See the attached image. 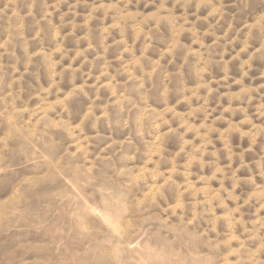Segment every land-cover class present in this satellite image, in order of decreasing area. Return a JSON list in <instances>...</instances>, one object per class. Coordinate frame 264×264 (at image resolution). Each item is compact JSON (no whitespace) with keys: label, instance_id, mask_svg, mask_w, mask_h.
Wrapping results in <instances>:
<instances>
[{"label":"rangeland","instance_id":"rangeland-1","mask_svg":"<svg viewBox=\"0 0 264 264\" xmlns=\"http://www.w3.org/2000/svg\"><path fill=\"white\" fill-rule=\"evenodd\" d=\"M0 264H264V0H0Z\"/></svg>","mask_w":264,"mask_h":264}]
</instances>
